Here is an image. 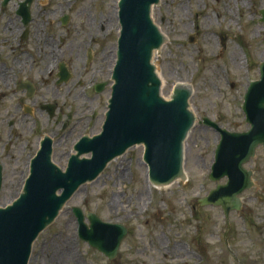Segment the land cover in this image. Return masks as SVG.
I'll return each instance as SVG.
<instances>
[{
	"label": "rangeland",
	"instance_id": "obj_1",
	"mask_svg": "<svg viewBox=\"0 0 264 264\" xmlns=\"http://www.w3.org/2000/svg\"><path fill=\"white\" fill-rule=\"evenodd\" d=\"M48 1L59 5L74 2L71 26L88 31L102 25L112 35L109 46L115 40L119 0ZM162 3L153 8L157 26L169 38L163 51L155 52L156 72L165 80L162 96L169 99L177 84L194 87L190 101L196 123L195 134H189V179L154 188L142 161L143 147L129 151L128 158L101 174L100 183L82 187L81 194L68 201L59 224L41 233L33 264H264L261 148L245 166L253 172L255 185L240 195V211L230 212L226 220L219 207L198 204L217 184L226 183V179L217 183L208 179L220 138L201 124L202 119L230 132L248 129L241 108L246 89L259 79L264 61V24L259 15L264 3H257L255 10L240 6L236 10L235 5L225 9L214 0ZM89 97L88 90L85 135L91 137L101 130L108 96ZM7 125L4 131L9 129ZM26 125L32 126L31 121ZM27 161L28 156L19 149L0 152V208L19 196L29 174ZM62 164L60 168L65 167ZM114 195L118 196L116 208L110 209ZM73 208L126 228L115 259L108 260L78 238ZM85 223L88 225L87 220ZM62 254L66 257L60 260Z\"/></svg>",
	"mask_w": 264,
	"mask_h": 264
},
{
	"label": "water",
	"instance_id": "obj_2",
	"mask_svg": "<svg viewBox=\"0 0 264 264\" xmlns=\"http://www.w3.org/2000/svg\"><path fill=\"white\" fill-rule=\"evenodd\" d=\"M158 5H163L162 0H119L116 63L101 131L82 139L75 148L77 155L65 169L58 167L57 156L54 163L58 166L52 162V141L45 138L41 142L21 193L0 208V264H33L41 233L59 224L70 198L81 194L82 187L100 183V174L128 158L131 150L144 148L142 160L153 186L167 187L189 179L188 134H195L196 121L190 101L194 87L176 85L170 100L161 95L165 80L160 79L153 64L155 52L163 51L169 38L156 24L152 9ZM259 14L264 24V10ZM242 112L248 130L241 133L202 120L220 135L208 179L227 181L217 184L198 204L220 207L226 218L230 212L241 210L239 196L254 186L253 173L245 165L259 147L264 150V61L259 80L246 90ZM81 154L88 157L80 161ZM72 213L78 237L108 260L115 259L126 228L104 223L91 213L84 216L79 208H73Z\"/></svg>",
	"mask_w": 264,
	"mask_h": 264
},
{
	"label": "flooded vegetation",
	"instance_id": "obj_3",
	"mask_svg": "<svg viewBox=\"0 0 264 264\" xmlns=\"http://www.w3.org/2000/svg\"><path fill=\"white\" fill-rule=\"evenodd\" d=\"M214 1L236 10L264 3ZM62 4L0 0V152L19 149L28 165L46 137L52 141L53 162L57 156L58 165L68 166L86 138L87 91L100 99L113 82L117 30L109 46L107 28L71 26L74 2ZM85 158L81 154L78 160Z\"/></svg>",
	"mask_w": 264,
	"mask_h": 264
},
{
	"label": "bare ground",
	"instance_id": "obj_4",
	"mask_svg": "<svg viewBox=\"0 0 264 264\" xmlns=\"http://www.w3.org/2000/svg\"><path fill=\"white\" fill-rule=\"evenodd\" d=\"M114 13H116V10L114 11ZM164 35V34H163ZM233 60L235 61V62H238V56H236V55H234L233 56ZM118 198V196H116V195H114L113 196V198L110 200V203H109V208L110 209H115L116 208V200L115 199H117ZM67 244L65 245V249L67 248ZM65 249H63V250H65ZM65 254H62L60 257H59V259L60 260H63V259H65Z\"/></svg>",
	"mask_w": 264,
	"mask_h": 264
}]
</instances>
